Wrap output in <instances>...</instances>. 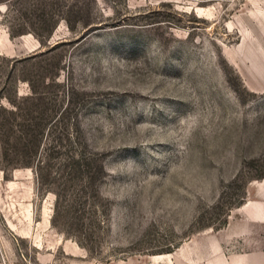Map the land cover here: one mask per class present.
<instances>
[{
  "label": "rangeland",
  "instance_id": "374dc122",
  "mask_svg": "<svg viewBox=\"0 0 264 264\" xmlns=\"http://www.w3.org/2000/svg\"><path fill=\"white\" fill-rule=\"evenodd\" d=\"M264 264V0H0V264Z\"/></svg>",
  "mask_w": 264,
  "mask_h": 264
},
{
  "label": "crops",
  "instance_id": "0c3cea01",
  "mask_svg": "<svg viewBox=\"0 0 264 264\" xmlns=\"http://www.w3.org/2000/svg\"><path fill=\"white\" fill-rule=\"evenodd\" d=\"M232 263L233 264H244V259L242 258V256H238L232 259Z\"/></svg>",
  "mask_w": 264,
  "mask_h": 264
}]
</instances>
